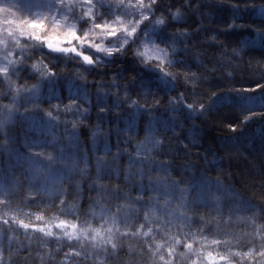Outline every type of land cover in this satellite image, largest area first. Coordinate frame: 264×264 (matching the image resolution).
Returning <instances> with one entry per match:
<instances>
[{
  "label": "trees",
  "instance_id": "trees-1",
  "mask_svg": "<svg viewBox=\"0 0 264 264\" xmlns=\"http://www.w3.org/2000/svg\"><path fill=\"white\" fill-rule=\"evenodd\" d=\"M91 1L51 4L39 33L58 20L102 29L105 55L76 45L85 65L24 45L5 70L14 86L0 78V264H209L207 253L263 264L264 0H134L137 12L130 0ZM129 22L133 34L118 35ZM137 36L164 59L135 55ZM43 76L45 95L26 97ZM38 115L55 126L40 144L27 130ZM34 148L66 163L55 161L51 187L28 165ZM49 221L89 237L46 235L37 226Z\"/></svg>",
  "mask_w": 264,
  "mask_h": 264
},
{
  "label": "rangeland",
  "instance_id": "rangeland-1",
  "mask_svg": "<svg viewBox=\"0 0 264 264\" xmlns=\"http://www.w3.org/2000/svg\"><path fill=\"white\" fill-rule=\"evenodd\" d=\"M14 1L16 2V0H0V78L3 79L5 83H7V86H14V82H12V80H8L7 74L5 75V70L9 69L11 67V64L15 62L14 58H18L19 54L23 51V47L27 45H32V47L46 48L44 44L37 41L35 37H41L39 33V28L43 26L44 21H42V17L45 14V8L49 7L51 4L59 0H22L21 3L22 5H24L25 11L32 15V18L28 20L23 18L19 19V13L17 11L19 9L14 6ZM79 2L81 3V6L83 5L84 7H86L88 11L92 10L91 0H79ZM130 2L133 3L131 4L133 11L137 12L141 10V5H137L134 0H130ZM21 3H19L18 1L16 2L18 6H21ZM15 8L17 10H15ZM134 8L137 9L134 10ZM68 21L61 22V20H58L59 25L54 26L48 32V36L46 38L42 37L48 43H52L63 48L62 51L59 52L49 50V52L51 53V57H57V55L69 56L71 54L76 56L77 54H75L71 50L72 47L76 49V45H79L80 47L86 46L88 49L92 50L95 54H97V58L100 55H105L109 51L105 47V45H103L104 35L106 32L105 30L98 29L92 34H79L76 32V29H74L75 26L73 22ZM124 27L125 28H121V33H119L118 35L124 34L127 31L126 28H130L129 31L131 32V34H133L134 32L131 28L137 29L132 24L130 25V22L124 25ZM114 35L117 34L114 33ZM138 37L139 36H137V38ZM139 38L142 39L140 45V52L142 53L141 56L143 58L147 60L152 59V57L164 59V57L162 56L163 52L154 45V43L150 40L149 37L144 38V36H140ZM79 57L82 58L81 56ZM82 60L85 65L92 63L86 62L83 58ZM1 79L0 83L3 82L1 81ZM44 84L46 83L45 77L43 76L36 87L28 89L27 91L23 90V92H27V94L25 92L24 94L28 98H36L40 95L44 96ZM68 84L72 87L74 82H70ZM49 88L50 87H48V89ZM21 97L22 94L20 95L18 93V95L12 97V102L9 103L6 107H4V117L2 118L3 123L11 122L14 119L17 113L18 102L23 99ZM38 116H42L43 118H36V123L28 121L30 123H28L29 129L27 130L35 134V142L40 144L42 138L55 126L50 124L51 119L47 118L46 115ZM68 139H70V137H68ZM30 145H36V143H34L33 141V143H30ZM141 146L142 148H140V151L147 150L146 146ZM33 150L36 152V155H33V157L31 155H28L27 157L28 165L31 166L33 170V176H36V179L40 180L41 185L49 184V186L51 187L54 184L58 183L61 180L60 173H63V168L66 165L65 161H63L61 158H58L56 155H50L48 157V154L43 148L38 150L34 148ZM56 160L59 161L60 165L63 168L56 169V167L54 166ZM37 227L46 235L67 237L68 240H72L73 238L85 240L87 237H89V235H87V232L84 230L83 227L80 226V224H69L67 222L62 221H49L42 222V224ZM94 236L95 233H93L92 237L94 238ZM98 236L99 234L97 233V237ZM205 260L209 264H231L227 262L224 257L215 256L211 253L206 254ZM65 262L66 264H68V259H66ZM262 263L264 264V262Z\"/></svg>",
  "mask_w": 264,
  "mask_h": 264
},
{
  "label": "clouds",
  "instance_id": "clouds-1",
  "mask_svg": "<svg viewBox=\"0 0 264 264\" xmlns=\"http://www.w3.org/2000/svg\"><path fill=\"white\" fill-rule=\"evenodd\" d=\"M153 2H154V0H153ZM145 18H147V17L145 16ZM117 19H119V18H117ZM158 22H161V23H162V21H158ZM96 26L99 27L100 25H96ZM133 31H135V29H133ZM130 34H131V33H130ZM35 39H36L37 41L43 43L45 47L49 48V49L52 50V51H57V50H59V49L54 48L50 43H48L46 40H44V39H43L42 37H40V36H36ZM125 43H127V41H125ZM134 54H135V55H142L141 52H134ZM37 66H38V65L34 62V63H33V68H36ZM189 107H191V105H189Z\"/></svg>",
  "mask_w": 264,
  "mask_h": 264
},
{
  "label": "water",
  "instance_id": "water-1",
  "mask_svg": "<svg viewBox=\"0 0 264 264\" xmlns=\"http://www.w3.org/2000/svg\"><path fill=\"white\" fill-rule=\"evenodd\" d=\"M50 44H51L54 48L59 49V50H57V52L62 51V49H63L61 46H58V45H55V44H52V43H50ZM46 48H47V47H46ZM47 49L50 50L49 48H47ZM71 50H72L75 54L81 56L86 62H88V63H91V62H92V61H91V58L89 57L88 54H85V53H83V52H79V51H77L74 47H72Z\"/></svg>",
  "mask_w": 264,
  "mask_h": 264
},
{
  "label": "bare ground",
  "instance_id": "bare-ground-1",
  "mask_svg": "<svg viewBox=\"0 0 264 264\" xmlns=\"http://www.w3.org/2000/svg\"><path fill=\"white\" fill-rule=\"evenodd\" d=\"M90 57V56H89ZM91 58V57H90ZM91 61H92V58H91ZM93 62V61H92Z\"/></svg>",
  "mask_w": 264,
  "mask_h": 264
}]
</instances>
